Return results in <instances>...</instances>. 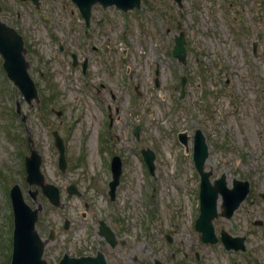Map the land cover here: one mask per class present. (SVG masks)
<instances>
[{
    "label": "rangeland",
    "instance_id": "1",
    "mask_svg": "<svg viewBox=\"0 0 264 264\" xmlns=\"http://www.w3.org/2000/svg\"><path fill=\"white\" fill-rule=\"evenodd\" d=\"M182 3L180 8L175 0H142L141 8L125 11L114 5L103 9L93 6L98 7L94 14H102L105 22L102 34L97 30L87 46L80 42L81 33L68 34L62 28L65 21L56 14L42 21L39 16L37 23L31 22L30 31L26 32L27 39H31L27 42V56L30 75L40 91V102L34 100L29 104L22 98L21 91L7 79L0 66V169L6 173L3 184L19 183L26 201L36 206L23 175V158L29 153V146L25 124L15 113L19 101L34 145L43 157L41 168L45 179L60 186L64 201L62 208L55 207L39 187L38 201L44 206L37 224L41 236L46 238L51 228L58 231L59 238L82 235L84 204L75 197L67 201L65 187L72 182L83 187L87 183L109 181L111 157L120 153L123 160L120 176L125 181L114 206L138 217L145 211L148 196L153 194L159 210L154 218L156 254L163 262L264 264V223L254 225L257 219L264 222V200L258 196V192L264 191V21L255 17L257 12L262 14L261 1L248 0L245 6H238L234 0H182ZM73 5L70 0H56L52 6L49 0L46 7ZM238 17L246 20L241 23ZM30 18L27 16L25 20ZM178 20L187 38L186 65L171 54L174 34L179 32ZM58 40L75 51L80 47L82 57L87 47L92 50L94 43L103 44L104 66L93 63L94 76H84L80 68L70 65L71 56L59 51ZM255 41L258 49L253 54ZM158 63L161 74L157 87L154 70ZM41 71L46 72L48 80L40 76ZM183 75L185 96L180 98ZM101 83L106 88L98 92L95 85ZM113 93L117 98L111 97ZM52 109L63 113L57 116ZM108 112L112 113V123ZM137 124L142 130L138 138L133 133ZM198 127L209 144L206 169L213 170L212 179L226 172L229 185L234 177L251 182V194L232 220L224 217L214 220L218 236L221 229L231 235H246L245 255L226 250L221 241L203 243L200 232L194 228L199 212L195 188L200 176L192 162V140L190 152L185 154L177 132L187 129L192 138ZM53 129L61 133L67 144L65 172L58 167ZM104 129L108 133L105 141ZM9 132L18 137L10 139ZM220 136L228 140L227 150L218 148ZM146 147L156 152L154 174L148 172L140 152ZM78 157H83L81 162H76ZM87 187L91 195L97 193L98 189ZM144 192L148 193L145 199ZM5 199L8 202L7 196ZM5 199L0 198V210L5 206L0 225V264H7L11 252L12 226ZM95 205L105 206L103 199H97ZM66 217L72 223L69 231L63 224ZM1 218L0 215V223ZM166 232L173 234V243L167 242ZM64 246L69 250L61 240L46 245L45 258L50 264H56V250H63Z\"/></svg>",
    "mask_w": 264,
    "mask_h": 264
},
{
    "label": "flooded vegetation",
    "instance_id": "2",
    "mask_svg": "<svg viewBox=\"0 0 264 264\" xmlns=\"http://www.w3.org/2000/svg\"><path fill=\"white\" fill-rule=\"evenodd\" d=\"M48 1L40 0L38 3H35L34 0H0V19L15 27L17 31L26 33L30 31L31 22L37 23L42 13L56 14L61 20L65 21L62 28H67L68 34H73V31L77 28H83L87 39H90L97 30L98 34H102L101 28L103 29L105 18L100 13L99 16L94 14L96 8H104L100 3L91 6L89 24L87 25V19L81 13V9L71 0L74 5L68 8L46 7ZM238 1L245 3V0ZM252 1L256 2V0ZM260 1L259 11L262 14L260 15L258 12V19L260 22H263L264 1ZM50 15L48 17H51ZM27 16L31 18L25 20ZM40 20L42 21L43 18ZM255 43L258 47V41H255ZM62 44L60 42V47L65 50ZM103 49V44L98 46L95 43L93 45V50L99 53V57H96V54L93 56L90 49L87 51L88 54L84 57L88 64L85 74L94 76L93 63L104 66ZM95 87L98 92H102L106 88L103 83ZM111 97L113 99L117 98L115 93ZM122 181L124 182V180ZM75 185L76 187H81L82 184ZM90 186L98 189L95 196L89 193L86 186H83L79 195L75 196L86 208L81 220L84 225V232L79 236L64 235L62 238L57 237L55 241L59 242L61 240V243H68L71 250L65 251L71 257L88 256L90 259H94L91 264H101V257L105 258V264H153L157 257V243L155 242V220L152 213H150V209L145 207L146 210L141 211L140 216L136 217L135 214H131L130 216L123 214L120 209H113L108 203L105 206L101 205L98 207L95 205L96 199L111 200L109 188L104 186V182L90 183ZM71 200H73V197L69 195L67 201ZM103 222L108 225V231L104 233H102L101 228ZM167 236H170V242L174 240L171 233L166 232ZM57 253L59 262L64 253L62 255L59 251ZM166 263L171 264L167 261Z\"/></svg>",
    "mask_w": 264,
    "mask_h": 264
},
{
    "label": "water",
    "instance_id": "3",
    "mask_svg": "<svg viewBox=\"0 0 264 264\" xmlns=\"http://www.w3.org/2000/svg\"><path fill=\"white\" fill-rule=\"evenodd\" d=\"M121 1V0H119ZM129 3H124L125 6L129 5L132 6L134 3L135 5L139 6L140 0H128ZM136 1V2H135ZM119 5L124 6L122 2H119ZM124 6V7H125ZM126 8V7H125ZM10 32L12 30L9 29ZM18 39L19 44H21V39ZM4 41L0 39V50L3 52L4 56H6V68L8 70V74L10 78L15 79V82L19 85L20 89L24 92V95L26 96L27 100L31 102V99L34 96H37V89L35 87V84L33 80L29 77V74L27 73V62L25 61V57L23 56L22 52H20L21 47H16L14 45L15 39L9 40L7 45L3 44ZM16 48L13 50V48ZM186 49L184 48V38L182 36H176V46L174 47V55L179 57V59L185 58ZM18 112H20V107L18 106ZM25 119V116L23 117V120ZM56 135V145L60 148V166L62 169L66 168V157L64 156V145L62 138L58 135V133L54 132ZM197 135H199V141L197 143V154H195V161L197 162L198 169L200 172H202V167L204 164V160L207 156L208 150L207 145L205 144V138H203V135L201 132H197ZM30 144L32 145V136H30ZM200 143L203 145L202 154L200 153ZM154 158V154L151 153L150 157L148 158V163L153 169L154 164L152 163ZM118 160V158H117ZM41 164V157L34 149L32 148L31 156L27 158V169H28V176L27 179L33 183H40L43 187V190L46 192V194L49 196L51 201L56 202L59 204V190L57 187L52 184H46L44 175L40 168ZM114 172H115V178L113 181H116L114 184L117 183V180H119V173L120 169L114 166ZM205 173V172H202ZM249 189V182L242 181L237 182V186H235L233 189H231L230 192H224L225 198L223 205L225 207V214L227 217H230L232 215L233 210L238 206V203L244 196L246 195V192ZM15 190V189H14ZM12 190V199L14 203V215H15V221H14V244H13V257H12V263L11 264H48L45 259L42 258V253L44 250V242L42 241L41 237L38 235L36 231V225L35 222L38 218V211L41 208L32 209V207L25 203L23 199L22 192H20L19 189H16L15 191ZM237 190L242 194L240 198H237L235 200V197L237 196L236 192ZM33 196L36 197V195L33 193ZM216 198L217 194L214 192L211 195L204 194L203 201H202V213L198 219L197 222V228L201 229L203 231L202 240L205 242H216L215 237V229H213L212 225V218L217 214V206H216ZM225 244L227 248H232L233 246L237 249L239 246L243 249V240H241L240 243H237L234 240H240V239H229L228 236L224 233ZM155 264H162L160 260H156Z\"/></svg>",
    "mask_w": 264,
    "mask_h": 264
},
{
    "label": "bare ground",
    "instance_id": "4",
    "mask_svg": "<svg viewBox=\"0 0 264 264\" xmlns=\"http://www.w3.org/2000/svg\"><path fill=\"white\" fill-rule=\"evenodd\" d=\"M23 55L26 56L25 54H23ZM192 143H193V142H192ZM189 149H190V148H188V147L186 148V150H189ZM191 150H192V149H191ZM202 152H204V150H203V145L200 143V153L202 154ZM55 236H56V235H54V234L52 235L53 238H55Z\"/></svg>",
    "mask_w": 264,
    "mask_h": 264
}]
</instances>
